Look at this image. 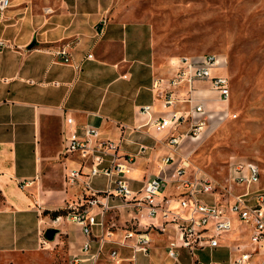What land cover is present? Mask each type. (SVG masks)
<instances>
[{"label":"crops","instance_id":"crops-1","mask_svg":"<svg viewBox=\"0 0 264 264\" xmlns=\"http://www.w3.org/2000/svg\"><path fill=\"white\" fill-rule=\"evenodd\" d=\"M147 1L57 0L49 10L10 4L0 14V258L34 251L42 243L41 233L60 223L54 229L69 232V251H79L78 225L54 221L82 191L79 184L64 186L62 180L66 168L77 166L59 156L64 115L97 127L102 139L118 141L122 126L121 142L135 147L133 153L121 154L135 156L139 144L151 146L142 160L149 163L150 155L155 168L142 173L132 163L130 176L138 180L133 187L157 173L159 158L168 150L154 140L141 142L158 133L141 126L146 116L138 109L145 104L155 111L160 108L151 84L171 76L176 58L156 56L153 28L145 19ZM60 46L66 47L67 63L52 54ZM193 88L204 110L211 102L219 103L207 82L196 81ZM184 89L178 87L177 96ZM169 131L164 129L162 136ZM94 183L98 187L100 178H93ZM259 187L264 189L263 183ZM97 210L94 206L90 212ZM125 218L120 213L117 223ZM151 235L149 255L140 264L177 263L178 258L166 256L165 236ZM238 235L231 232L230 240ZM220 251L226 255L220 256ZM195 258L203 264L229 259L224 247L196 251ZM187 264H192L189 257Z\"/></svg>","mask_w":264,"mask_h":264},{"label":"built area","instance_id":"built-area-1","mask_svg":"<svg viewBox=\"0 0 264 264\" xmlns=\"http://www.w3.org/2000/svg\"><path fill=\"white\" fill-rule=\"evenodd\" d=\"M9 6L10 0H0V14ZM52 54L59 62H69L65 46ZM221 61L213 53L179 56L171 76L152 82L160 108L155 111L149 104L141 105L138 113L146 116L141 126L155 133L168 128L160 139H153L168 151L160 156L157 173L139 181L137 187L132 183L138 180L129 175L134 155L118 150L122 126L119 140L113 141L100 138L97 127L63 116L66 129L59 156L74 160L77 166L66 168L62 180L64 186L79 184L82 189L77 201L54 217V221L66 220L79 227L82 240L69 264H98L102 257L109 264H138V257L149 255L152 232L165 236V253L173 261L183 249L192 264H203L195 258L196 251L224 247L229 257L226 263L206 264H264V189L259 187L258 166L248 160H232L223 183L218 184L203 171L190 168L179 147L185 137L195 139L209 117L192 94L194 82H207L217 93V101L228 104L229 78L217 71ZM180 86L185 89L177 96ZM220 112L221 117L229 115ZM150 149L139 144L135 154ZM93 178H100L98 187L92 184ZM94 206L98 210L90 212ZM120 213L126 218L118 224ZM233 231L239 234L234 242L230 240ZM243 235L246 239L238 240Z\"/></svg>","mask_w":264,"mask_h":264},{"label":"rangeland","instance_id":"rangeland-1","mask_svg":"<svg viewBox=\"0 0 264 264\" xmlns=\"http://www.w3.org/2000/svg\"><path fill=\"white\" fill-rule=\"evenodd\" d=\"M10 4L49 10L57 0H10ZM145 13L153 28L157 57L213 53L222 58L220 70L230 81L227 106L211 102L205 110L209 115L206 126L195 139L185 137L180 142L190 168L222 184L230 161L248 160L258 166L259 181L264 185V0H148ZM220 111L235 117H221ZM152 140L141 142L148 144ZM134 147L122 141L118 150L133 153ZM148 151L134 156L133 168L142 173L155 168L150 155L149 163L142 160ZM67 236L69 232L57 230L47 240L41 233L40 247L32 252L11 253L0 258V264H69ZM178 252V262L172 264H187L184 250ZM225 255L220 251V256ZM142 259L138 257V264ZM98 264L109 263L102 257Z\"/></svg>","mask_w":264,"mask_h":264},{"label":"water","instance_id":"water-1","mask_svg":"<svg viewBox=\"0 0 264 264\" xmlns=\"http://www.w3.org/2000/svg\"><path fill=\"white\" fill-rule=\"evenodd\" d=\"M56 229L54 228H47L44 230L43 232V236L44 238H46L47 240H51L54 236V234L56 233Z\"/></svg>","mask_w":264,"mask_h":264},{"label":"trees","instance_id":"trees-1","mask_svg":"<svg viewBox=\"0 0 264 264\" xmlns=\"http://www.w3.org/2000/svg\"><path fill=\"white\" fill-rule=\"evenodd\" d=\"M57 213H58L57 215H59L60 211H58Z\"/></svg>","mask_w":264,"mask_h":264}]
</instances>
